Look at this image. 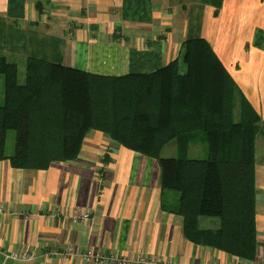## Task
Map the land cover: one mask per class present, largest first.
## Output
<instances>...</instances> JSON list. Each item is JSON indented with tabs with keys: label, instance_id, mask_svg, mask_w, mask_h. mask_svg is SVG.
I'll return each mask as SVG.
<instances>
[{
	"label": "crops",
	"instance_id": "1",
	"mask_svg": "<svg viewBox=\"0 0 264 264\" xmlns=\"http://www.w3.org/2000/svg\"><path fill=\"white\" fill-rule=\"evenodd\" d=\"M194 38L210 44L262 119L256 259L189 241L184 218L163 208L159 162L92 131L75 161L48 170L0 161V264H85L88 249L113 257L96 264H264V0H0V56L18 65L2 51L28 44L25 65L42 57L105 76L152 74ZM177 201L174 193L164 200ZM84 212L89 221L73 223ZM69 248L74 256L63 255ZM14 252L37 256L5 262Z\"/></svg>",
	"mask_w": 264,
	"mask_h": 264
},
{
	"label": "trees",
	"instance_id": "2",
	"mask_svg": "<svg viewBox=\"0 0 264 264\" xmlns=\"http://www.w3.org/2000/svg\"><path fill=\"white\" fill-rule=\"evenodd\" d=\"M92 131L159 162L163 208L184 218L189 241L256 259L262 119L206 40L188 39L179 59L152 74L105 76L30 57L21 78L0 56V161L48 170L75 161ZM173 142L179 156L164 157ZM195 148L204 156L191 158ZM169 193L175 205L165 204ZM202 218L218 226L202 228Z\"/></svg>",
	"mask_w": 264,
	"mask_h": 264
},
{
	"label": "rangeland",
	"instance_id": "3",
	"mask_svg": "<svg viewBox=\"0 0 264 264\" xmlns=\"http://www.w3.org/2000/svg\"><path fill=\"white\" fill-rule=\"evenodd\" d=\"M3 45V43L1 44V46ZM5 45H3L2 47H4ZM19 46V45H18ZM17 48L15 47L14 51H11V50H8L6 49V51H2L3 53H6V55H10V56H17L18 60H19V69H20V75L23 76V74H25V71H26V65H25V60L23 58H26V53L28 52L31 56L32 53H31V47L30 45L27 44L26 46V51L23 50V49H20V47ZM29 58V57H28ZM42 58V57H40ZM14 131H10L8 133V137H7V144H6V151L7 153L11 154L13 151H14ZM197 148H195L193 150V152L191 153L190 157L191 158H198V157H203L204 155H200L198 154L197 152ZM163 156L164 157H178L179 156V151H178V148L176 146V144L173 142V143H170L169 145L166 146V148L164 149L163 151ZM179 196L180 194L177 193ZM217 221L219 222V220H214V219H209V218H202L201 219V227L202 228H210L212 227L213 225H215ZM208 223H211L212 226L208 225Z\"/></svg>",
	"mask_w": 264,
	"mask_h": 264
},
{
	"label": "built area",
	"instance_id": "4",
	"mask_svg": "<svg viewBox=\"0 0 264 264\" xmlns=\"http://www.w3.org/2000/svg\"><path fill=\"white\" fill-rule=\"evenodd\" d=\"M89 219H90L89 214L84 212V213L76 214L73 217V223H75V224L87 223L89 221ZM75 253H76L75 249L69 248L66 250L65 253H63V255L74 256ZM36 256L37 255L34 253H16V252H14V253H9L6 255L5 262L8 261L9 259L27 262V261L35 258ZM81 257H82L85 264L107 263L111 259H113V257H109V256H105L103 254L97 253L96 251H94L92 249L86 250L81 255ZM136 262L139 264H150L148 260H146L142 257H138Z\"/></svg>",
	"mask_w": 264,
	"mask_h": 264
}]
</instances>
